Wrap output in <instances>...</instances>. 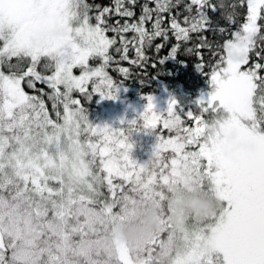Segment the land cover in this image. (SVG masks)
Returning a JSON list of instances; mask_svg holds the SVG:
<instances>
[{"label":"snow or ice","instance_id":"obj_1","mask_svg":"<svg viewBox=\"0 0 264 264\" xmlns=\"http://www.w3.org/2000/svg\"><path fill=\"white\" fill-rule=\"evenodd\" d=\"M127 2L135 5L136 0ZM155 2V9L143 6L137 22L110 25L107 18L113 12L135 16L125 0H115L112 8L96 5L95 17L89 15L87 0H0V65L9 69L7 74L0 70V264H153L158 250L172 255V264H264V63L250 64L257 40L264 41V24L259 23L264 21V0L228 5L233 10L226 17L229 24L236 22L238 7H246V19L210 71L212 91L197 102L199 115L185 112L175 99L161 112L155 97L146 95L143 113L121 120L117 128L91 122L81 101L73 98L79 92L88 100L96 94L118 99L121 86L106 71L116 43L109 31L136 34L134 64L147 59L146 41H166L169 30L177 41H188L190 33L226 31L209 15L223 3L190 0L183 26L172 16L165 28L162 14L170 11L172 0ZM154 12L149 32L144 25ZM121 40L123 47L116 51L127 59L129 41ZM200 44L210 47L204 36ZM179 46L171 49L170 59ZM262 53L264 47L256 52L260 60ZM93 59L102 63L92 67ZM25 61L26 70L21 68ZM42 61L50 75L37 71ZM197 67L203 74L205 66ZM77 68L79 75L73 72ZM22 82L29 88L34 82L46 84L54 108L63 105V115L57 110L53 120L44 100L26 93ZM182 112L193 126H185ZM204 113H211V119L205 120ZM158 126L174 135L157 134ZM139 131L156 137L144 163L132 156L130 134ZM82 134L89 138L81 140ZM187 179L213 188L225 208L206 227L177 232L163 214V204ZM105 187L110 198H103ZM148 201L162 207V235L136 249L109 240V221Z\"/></svg>","mask_w":264,"mask_h":264},{"label":"trees","instance_id":"obj_2","mask_svg":"<svg viewBox=\"0 0 264 264\" xmlns=\"http://www.w3.org/2000/svg\"><path fill=\"white\" fill-rule=\"evenodd\" d=\"M189 2L190 0H172L173 6L170 11L162 14L164 18L163 26L165 28L168 27L172 16H175L183 26L184 17L190 15L184 10L185 5ZM87 3L92 5L89 15L95 17L97 14L96 5H99L100 7L112 8L114 7L115 0H87ZM212 3L217 5L223 3L225 5L224 8H218V10L214 13L209 10V15L215 22V26L226 29L224 33H213L211 31L204 33H190L191 38L188 41H177L174 34L171 30H169L168 39L166 41L163 37L152 39L150 44L146 41L143 50L147 59L135 64L131 63V61L137 59L134 41L136 34L133 32L121 34L111 31L107 32L109 38H115L116 40V43L109 50L112 61L106 69L108 75L112 78L114 83L130 90V94H141V96L144 94L158 93L166 90L180 106L185 108V112L188 109H191L194 114H200V109L197 107V94L211 87L208 82V79L210 78V71L224 55L223 45L226 40L232 39V33H234L246 19V7H238L235 10V23L229 24L226 19V17L233 11L230 7H228V5L237 3V0H212ZM145 4H147L150 9H155L156 7L155 0H136L135 5H131L127 2V0H125V6L132 8L135 12V16L131 18H123L117 16L113 12L107 18L108 24L115 25L117 21H119L120 24H123L125 20L129 23L137 22L139 17L142 15L143 6ZM155 15L156 14L154 12L153 19L145 22L144 27L149 32L153 29ZM92 22L95 23V20L93 19ZM259 23L264 24V21ZM262 31H264V29H262ZM121 36H123L124 40L129 41L127 59L123 58L122 52L116 51L117 48L123 47ZM200 36L206 37L210 47L201 46ZM178 43L180 46L177 50L176 57L170 59L169 55L171 49ZM158 45H163L159 51H157ZM261 47H264V41H260L258 39L256 50L250 54V64L258 61L264 63V60H260V57L256 55V52H259ZM188 49H192V51L189 52ZM262 55H264V53H262ZM161 59H165L166 61L161 64L159 63ZM16 62V58H12L11 63L15 64ZM43 63L44 61H42L41 65L37 67V71H40L42 75H50L52 70L44 69ZM198 64H203L205 66L203 68V74H201V70L197 67ZM27 66V61L21 64L22 69L26 70ZM1 69L5 73H8L9 71L7 64L1 65ZM120 69H128V73L124 74L120 71ZM261 74L264 75V72ZM25 80H27V78H25ZM22 83L24 84L25 91L38 97L45 96V98L49 101V106H54V104H52L53 100L49 99L52 90L49 89L46 84L42 82H34L35 87L29 88L26 82ZM90 87L91 86H89V91H92ZM73 94L81 97L84 102L83 107L87 115H89V112L92 113L95 111V107H98L96 102L97 95H93L91 100H86L85 96L79 92H74ZM56 105L59 106L60 104L57 103ZM185 112L180 113L181 119L185 121V125H192L193 121L186 117ZM203 115L206 119H211V113H204ZM157 129L160 131L159 126ZM161 133L164 134L163 131ZM165 156L168 157L167 155ZM102 191L103 198H110L106 187L103 188ZM125 191H128V189H126V185ZM128 193L131 194V192ZM118 209L119 206H117L114 211H117Z\"/></svg>","mask_w":264,"mask_h":264},{"label":"clouds","instance_id":"obj_3","mask_svg":"<svg viewBox=\"0 0 264 264\" xmlns=\"http://www.w3.org/2000/svg\"><path fill=\"white\" fill-rule=\"evenodd\" d=\"M235 139V134L229 137ZM224 202L211 187H201L192 179L182 181L167 194L163 214L173 228L182 232L194 225L207 226L224 212ZM162 207L158 202L138 204L134 210L108 223V238L132 249L145 245L154 236H161ZM174 257L163 251L153 254V264H172Z\"/></svg>","mask_w":264,"mask_h":264},{"label":"rangeland","instance_id":"obj_4","mask_svg":"<svg viewBox=\"0 0 264 264\" xmlns=\"http://www.w3.org/2000/svg\"><path fill=\"white\" fill-rule=\"evenodd\" d=\"M0 42H1L0 48H2L3 41H0ZM101 63L102 61L99 59H93L89 61V64L92 67L99 66ZM0 70H2L1 65H0ZM73 72L75 75H79L80 69L79 68L74 69ZM89 86H91L90 89L92 90L93 84L89 83L88 88ZM22 87H24L23 83H22ZM211 91H212V87L201 91L199 94H197V97H196L197 101H199L202 98L206 99L208 97V94ZM25 92L28 93L27 91ZM130 92H131L130 90L121 86L120 91L118 93V99H115V100L104 99L99 94H96L97 95L96 102L98 104V107H95V111H93L92 113L89 112V115L91 114L90 116L88 115L90 121L98 125L107 124V125L119 128L121 120H132L143 113L146 103H147L146 100L144 99V96L153 95L155 97V103H156L157 110L161 112L166 111L169 105V101L171 99H174L173 97H171L172 95L169 94L166 90H163V92H158V93L144 94L142 96L141 94L140 95L130 94ZM28 94L31 95V93H28ZM72 95H73V98L79 99L81 101V106L83 107L84 102L82 101L81 97L75 94H72ZM33 96H36V95H33ZM40 97L44 100L48 113L53 120L57 119L56 117L57 110L60 111L61 116L63 115V105L62 104H60L59 106L56 105V108H54L53 105L49 106V103H48L49 101L45 98V96H40ZM53 102L52 104H54ZM203 118L205 120H209V119H206L204 115H203ZM185 126H188V125L186 124ZM189 126H193V124ZM124 127L126 130V134H128L127 129L129 126L125 125ZM159 129L160 131L158 129L156 130L157 134H160L163 131L164 134L163 133L162 134L165 137H167L168 135H174V133H169L167 130H164L162 127H159ZM130 135L132 136L131 139L135 144V147L132 152L133 158L139 161L140 163L146 162L151 157L154 151V146L156 144L155 135L150 134L147 131L133 132ZM88 138L89 137L85 134L81 135V140H86ZM92 139H95V138L92 137ZM164 155H167L170 158L171 153H165ZM117 183H119V181H117ZM128 188L129 186L126 185V189ZM163 236L166 237V233L163 234Z\"/></svg>","mask_w":264,"mask_h":264}]
</instances>
